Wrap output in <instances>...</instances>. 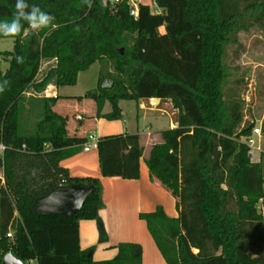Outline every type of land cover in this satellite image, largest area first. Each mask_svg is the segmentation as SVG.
I'll use <instances>...</instances> for the list:
<instances>
[{"label": "trees", "instance_id": "16d2710c", "mask_svg": "<svg viewBox=\"0 0 264 264\" xmlns=\"http://www.w3.org/2000/svg\"><path fill=\"white\" fill-rule=\"evenodd\" d=\"M155 2L161 13L141 5L136 19L127 3L112 8L103 0H91V6L86 0H27L54 16L52 24L33 31L24 23L20 35H3L14 47L3 53L10 64L0 71L2 260L12 252L28 264H143L139 243L120 242L117 254L105 260L94 259V247L82 249L80 220H97L100 241L108 239L100 179L71 176L61 165L87 137L71 134L68 117L55 110L61 96L27 95H41L51 84L76 85L81 72L99 63L98 86L77 97L92 99L97 117L120 119V101L140 98L169 100L179 111L178 126L162 131L163 141L147 159L152 179L176 198L178 216L162 205L140 213L166 262L264 264V152L259 161L251 159L243 138L256 123H244L239 94L225 92L227 48L241 32L264 28V0ZM15 4L0 0V22L12 19ZM44 60L55 64L38 79ZM107 102L112 110L103 113ZM34 103L42 107L36 129L22 132L21 116ZM261 127L264 135V118ZM98 153L103 176L140 178L139 134L103 136ZM70 184L94 186L78 214L36 213L38 198Z\"/></svg>", "mask_w": 264, "mask_h": 264}, {"label": "crops", "instance_id": "0c3cea01", "mask_svg": "<svg viewBox=\"0 0 264 264\" xmlns=\"http://www.w3.org/2000/svg\"><path fill=\"white\" fill-rule=\"evenodd\" d=\"M0 36L3 35L0 34ZM12 50L13 48L7 51ZM45 61H48V63L52 62L53 65L55 64V60ZM99 70H101V65ZM81 73L79 74L77 84L79 83ZM98 82L99 76L97 86ZM69 87L72 86L58 87L55 84H51L41 95H35L31 91L27 92V95H34L35 97H41L42 95H46L47 97L61 96L55 105L56 110V106L62 100L83 102L86 99L80 100L77 97L84 96L88 91L96 88L88 89L84 94H74L70 92ZM94 104L95 102L93 101V103L87 105V108H83L82 106V110L79 109L80 105L76 107L75 120L78 123V127L74 133H71V131L70 133L87 137V140L90 134H94L100 139L103 136L113 134L137 133L140 135L144 154L141 158V174L138 179L103 176L98 149L85 151L84 144L80 152L61 162V165L68 169L71 176L96 177L101 181L102 206L100 208V217L108 239L104 242L100 241V229L97 220H80L82 249L94 247V259L104 260L112 258L117 254L115 246L120 242H134L142 245L143 264H168L152 238L146 222L140 218V213L154 211L159 205H162L169 216H178L176 198L166 187L161 185L157 180L152 179L147 159L150 156L152 147L163 141L162 131L178 126L179 111L174 108L171 101L161 98L121 100L119 105L122 110V117L116 120H109L96 116V105ZM141 104H143L142 107ZM109 112H106L104 108L103 113ZM257 151L259 153L258 159L255 158ZM261 154L262 151L255 150L252 160L259 161ZM31 262L37 264L36 260H32Z\"/></svg>", "mask_w": 264, "mask_h": 264}, {"label": "rangeland", "instance_id": "374dc122", "mask_svg": "<svg viewBox=\"0 0 264 264\" xmlns=\"http://www.w3.org/2000/svg\"><path fill=\"white\" fill-rule=\"evenodd\" d=\"M154 8L156 7L154 6ZM160 31L164 32L165 29L162 27ZM13 45V39L0 36V71L2 72L7 70L10 63V59L4 56L3 53L7 50H11L14 47ZM225 63L228 65L231 72L225 85L226 94L231 95L238 93L244 103V123L255 122L256 127H259L264 118V28L257 25L250 31L241 32L238 36V42L228 46ZM51 65H53L52 62L48 63V61L45 60L42 62V72L39 79L42 78ZM99 67L100 64L96 63L88 70L82 72L79 83L76 86L68 88L71 90L70 92L74 94H84L86 90L95 88L100 74ZM106 68L111 70V64L107 65ZM83 99L86 100L83 102H68L62 100L56 106L58 112L68 117V125L71 133H74L78 127V123L75 120L76 107L80 105L79 109H81L82 106L83 108H87L89 103H93V100L90 98ZM94 105H96V103ZM88 109H90V107H88ZM111 110V105L107 103L105 111ZM40 112H42L40 103H34L33 105L27 104V108L22 114L20 121L22 132L35 131L40 118ZM164 126L166 125L164 124ZM251 136L255 140V147H260L261 151L264 152V135L260 137L258 135H253L252 132ZM258 154L257 151L255 155L256 159H258ZM0 176H2L1 170ZM2 261L0 257V264H3ZM29 264L36 263L30 262Z\"/></svg>", "mask_w": 264, "mask_h": 264}, {"label": "water", "instance_id": "95a60500", "mask_svg": "<svg viewBox=\"0 0 264 264\" xmlns=\"http://www.w3.org/2000/svg\"><path fill=\"white\" fill-rule=\"evenodd\" d=\"M94 192V186L70 184L54 188L48 195L40 197L35 203V211L39 215L58 214L73 217L84 207L87 199ZM3 264H28L12 252L3 257Z\"/></svg>", "mask_w": 264, "mask_h": 264}, {"label": "clouds", "instance_id": "9594fccd", "mask_svg": "<svg viewBox=\"0 0 264 264\" xmlns=\"http://www.w3.org/2000/svg\"><path fill=\"white\" fill-rule=\"evenodd\" d=\"M86 2L91 6V0H86ZM15 8L16 12L10 21L0 22V34L4 36L20 35L24 23H27L33 31H39L49 27L55 19L39 6L29 5L27 0H16ZM17 59L22 60L20 57ZM4 87L5 85L0 84V92L4 91Z\"/></svg>", "mask_w": 264, "mask_h": 264}, {"label": "built area", "instance_id": "2783aa9c", "mask_svg": "<svg viewBox=\"0 0 264 264\" xmlns=\"http://www.w3.org/2000/svg\"><path fill=\"white\" fill-rule=\"evenodd\" d=\"M103 1L105 3H109L112 8H115L118 5L123 4V3H127V5L129 6V8L131 10L132 15L136 19L139 16L141 5L149 6L153 13L158 14V13L162 12V10L157 7L155 0H103ZM154 6L156 8H154ZM144 99L145 98H140V100H144ZM142 106H143V104H141V107ZM253 135H258V136L262 137L263 134H262L261 125L259 127L258 126L255 127L253 129ZM243 140L245 142H247V144L249 145V155H250L251 159H253V157H254L255 150H259L261 152L260 147H255V140L252 136L248 137V138H244ZM98 141H99V139L94 134H90L88 136V140L84 143V150L90 151L92 149H98ZM5 150H6V145L4 143H0V155H3ZM0 177H2V176H0ZM8 237L11 239L14 238V232L12 230L9 231Z\"/></svg>", "mask_w": 264, "mask_h": 264}]
</instances>
